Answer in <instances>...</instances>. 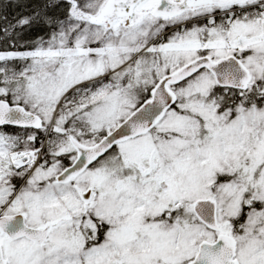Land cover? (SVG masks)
<instances>
[{
	"label": "snow or ice",
	"instance_id": "6c2138e0",
	"mask_svg": "<svg viewBox=\"0 0 264 264\" xmlns=\"http://www.w3.org/2000/svg\"><path fill=\"white\" fill-rule=\"evenodd\" d=\"M0 264H264V0H2Z\"/></svg>",
	"mask_w": 264,
	"mask_h": 264
},
{
	"label": "trees",
	"instance_id": "16d2710c",
	"mask_svg": "<svg viewBox=\"0 0 264 264\" xmlns=\"http://www.w3.org/2000/svg\"><path fill=\"white\" fill-rule=\"evenodd\" d=\"M0 2H2V0H0ZM18 10H19V9L15 8L14 6L9 7V8L7 9L8 13H9L10 15H11L13 12L18 11Z\"/></svg>",
	"mask_w": 264,
	"mask_h": 264
}]
</instances>
